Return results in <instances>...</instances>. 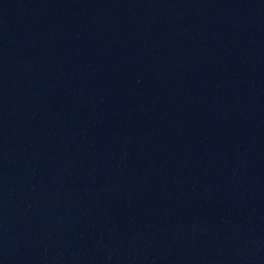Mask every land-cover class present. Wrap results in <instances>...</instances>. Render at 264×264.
I'll return each instance as SVG.
<instances>
[{"label":"water","instance_id":"water-1","mask_svg":"<svg viewBox=\"0 0 264 264\" xmlns=\"http://www.w3.org/2000/svg\"><path fill=\"white\" fill-rule=\"evenodd\" d=\"M0 264H264V0H0Z\"/></svg>","mask_w":264,"mask_h":264}]
</instances>
